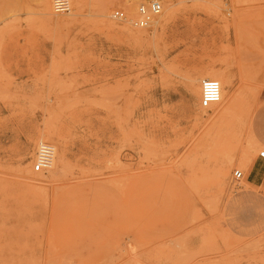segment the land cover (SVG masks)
<instances>
[{"label":"rangeland","instance_id":"374dc122","mask_svg":"<svg viewBox=\"0 0 264 264\" xmlns=\"http://www.w3.org/2000/svg\"><path fill=\"white\" fill-rule=\"evenodd\" d=\"M126 1L56 23L0 0V264H264V0H160L148 27ZM213 66L234 87L203 108ZM40 139L60 169L32 170Z\"/></svg>","mask_w":264,"mask_h":264},{"label":"built area","instance_id":"2783aa9c","mask_svg":"<svg viewBox=\"0 0 264 264\" xmlns=\"http://www.w3.org/2000/svg\"><path fill=\"white\" fill-rule=\"evenodd\" d=\"M160 0H147L137 5V16L130 18L131 24L137 27H148L154 16L161 10ZM54 11L58 13H66L70 10V0H52ZM110 16L117 20H125L126 12L121 8H114L110 12ZM201 96L200 104L204 107L211 103L219 101L221 97V84L217 78L206 76L201 78ZM54 156V144L47 139H40L36 142L34 156L32 158L31 167L33 171H45L52 163ZM258 156L264 158V147L259 149ZM235 176H241L240 170H235Z\"/></svg>","mask_w":264,"mask_h":264},{"label":"bare ground","instance_id":"6f19581e","mask_svg":"<svg viewBox=\"0 0 264 264\" xmlns=\"http://www.w3.org/2000/svg\"><path fill=\"white\" fill-rule=\"evenodd\" d=\"M70 1H71V7H70V10L68 11L69 13L66 12V14H65V13H58V12L54 11L53 6H52V0H41V2L43 4L42 13L44 15H46L48 18H50L51 20H54V22L59 23L60 22V18H59L60 16L78 17V16L83 15L82 14L83 13V10L87 6H91L92 9L94 8V10H96L97 12H99V15L100 16L106 17L108 15V5L113 4V2H114V0H70ZM130 1L132 2V0H127L126 1V4L128 2H130ZM131 2H130L129 5H130L131 10L134 13V12H136V6L134 5L135 4L134 3L135 1H133V3H131ZM163 3H165V2H163ZM167 3H169V2H167ZM129 5H126L124 8L128 10L129 9ZM165 6H167V5H165ZM161 10H162V8H161ZM161 10L159 11V13L161 12ZM171 13L172 12H167V10L164 9V11H162V14L161 15H158V16H155L154 17V19L152 20V22L150 23L149 26H153L155 24L158 25V23L161 24V23L165 22L167 19H169V17L171 16ZM126 19H127V21H130V19H128V18H126ZM126 19H125V21H126ZM125 27H127V26L125 25ZM119 28L121 29V27H119ZM202 73H204V77L210 76V77L217 78L220 81V84H221V97H220V100L211 103L207 107H204V106L201 105L203 108H209L212 104L215 105L217 103L218 104L219 103H224V102H227L228 100H230L231 92H232V89L234 87V85H233V83H234L233 82L234 75L232 77V75L229 72H226L223 69H220V70L219 69H216L214 66L213 67H207V68H205L202 71ZM199 79L201 80V78H199ZM198 83H199V81H198ZM198 83H197V86H196L197 92L198 93H201V85L198 84ZM47 135H48V133H47ZM252 140L259 145V143L257 142V140L254 137H252ZM63 162H64V153H63L62 146H59L57 148L54 147L53 160H52L51 166L47 170H49L50 168H52V169H54V171H56V170L60 169L63 166ZM62 169L64 170V168H62ZM36 172H43V171H36Z\"/></svg>","mask_w":264,"mask_h":264},{"label":"crops","instance_id":"0c3cea01","mask_svg":"<svg viewBox=\"0 0 264 264\" xmlns=\"http://www.w3.org/2000/svg\"><path fill=\"white\" fill-rule=\"evenodd\" d=\"M253 128L256 132V140L259 145H264V102L257 109L253 119ZM264 181V158L256 156L246 174V182L258 185Z\"/></svg>","mask_w":264,"mask_h":264}]
</instances>
